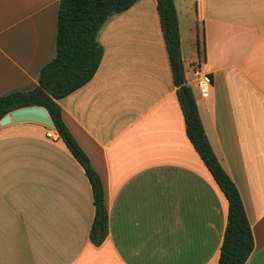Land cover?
Masks as SVG:
<instances>
[{"label": "crops", "instance_id": "1", "mask_svg": "<svg viewBox=\"0 0 264 264\" xmlns=\"http://www.w3.org/2000/svg\"><path fill=\"white\" fill-rule=\"evenodd\" d=\"M191 1L205 18L208 0ZM58 6L0 0V95L38 84ZM177 13L186 83L251 226L245 264H264V21L191 20L190 49ZM98 40L95 75L58 103L102 179L109 234L91 241L92 187L55 126L13 121L0 127V264H218L229 202L187 136L156 0L113 15Z\"/></svg>", "mask_w": 264, "mask_h": 264}, {"label": "trees", "instance_id": "2", "mask_svg": "<svg viewBox=\"0 0 264 264\" xmlns=\"http://www.w3.org/2000/svg\"><path fill=\"white\" fill-rule=\"evenodd\" d=\"M139 0H59L55 55L41 68L38 84L0 95V119L28 106L45 107L71 154L89 179L95 207L90 239L100 245L109 234L105 190L100 175L65 123L58 100L88 83L103 58L98 35L105 22ZM173 81L185 118L186 133L229 202L218 264H245L254 249L251 226L237 186L222 167L205 133L193 90L186 83L181 37L174 0H156Z\"/></svg>", "mask_w": 264, "mask_h": 264}, {"label": "rangeland", "instance_id": "3", "mask_svg": "<svg viewBox=\"0 0 264 264\" xmlns=\"http://www.w3.org/2000/svg\"><path fill=\"white\" fill-rule=\"evenodd\" d=\"M176 2L183 26L184 42L185 45L190 46V49L192 48V41L189 39L188 33L191 31L189 30L191 24L195 32L198 28V25H193L191 20H240L249 24L264 21V0H208L205 18L203 19H199L193 1L176 0ZM194 45L195 47L198 46L197 38Z\"/></svg>", "mask_w": 264, "mask_h": 264}, {"label": "water", "instance_id": "4", "mask_svg": "<svg viewBox=\"0 0 264 264\" xmlns=\"http://www.w3.org/2000/svg\"><path fill=\"white\" fill-rule=\"evenodd\" d=\"M21 120H34L41 122L50 128L54 127L48 111L42 106H28L13 110L0 119V127L13 121Z\"/></svg>", "mask_w": 264, "mask_h": 264}, {"label": "built area", "instance_id": "5", "mask_svg": "<svg viewBox=\"0 0 264 264\" xmlns=\"http://www.w3.org/2000/svg\"><path fill=\"white\" fill-rule=\"evenodd\" d=\"M195 73L197 75L200 74L199 70H197ZM209 83H210V78L206 74H203L202 77H201V89L203 91H206L207 90V86H208ZM48 136L55 138V136H53V134L50 131L48 132Z\"/></svg>", "mask_w": 264, "mask_h": 264}]
</instances>
